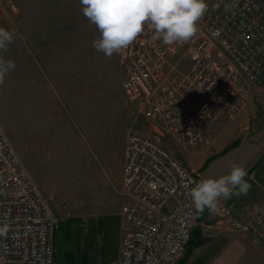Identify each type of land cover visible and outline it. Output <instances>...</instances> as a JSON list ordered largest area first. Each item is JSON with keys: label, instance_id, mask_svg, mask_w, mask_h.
Returning a JSON list of instances; mask_svg holds the SVG:
<instances>
[{"label": "built area", "instance_id": "obj_1", "mask_svg": "<svg viewBox=\"0 0 264 264\" xmlns=\"http://www.w3.org/2000/svg\"><path fill=\"white\" fill-rule=\"evenodd\" d=\"M199 33L167 46L145 33L118 55L122 90L156 136L128 130L119 192L126 198L117 257L101 264H178L197 213L190 187L200 179L158 137L196 150L207 124L242 111L264 83V0H207ZM187 65L186 70H180ZM171 203V204H170ZM0 264H53L58 219L0 128ZM215 223L264 245V205H221Z\"/></svg>", "mask_w": 264, "mask_h": 264}, {"label": "rangeland", "instance_id": "obj_2", "mask_svg": "<svg viewBox=\"0 0 264 264\" xmlns=\"http://www.w3.org/2000/svg\"><path fill=\"white\" fill-rule=\"evenodd\" d=\"M0 27L27 37H17L3 53L15 69L0 85V128L58 219L53 264L111 261L126 203L113 166L124 165L128 130L150 133L148 121L125 99L118 55L95 50L100 33L80 0H0ZM263 86L252 85L250 92ZM205 138L214 145L215 137ZM171 143L166 147L177 157L178 150L188 153ZM239 154L249 156L247 150ZM234 164L219 163L206 177L229 174ZM247 181L254 191V181ZM261 203L228 199L220 206L245 211ZM198 218L215 220L216 214L205 209Z\"/></svg>", "mask_w": 264, "mask_h": 264}, {"label": "clouds", "instance_id": "obj_3", "mask_svg": "<svg viewBox=\"0 0 264 264\" xmlns=\"http://www.w3.org/2000/svg\"><path fill=\"white\" fill-rule=\"evenodd\" d=\"M80 4L85 18L100 33L93 47L109 58L128 48L146 30L167 46L187 43L199 33V22L208 11L207 0H80ZM17 37L27 39L14 29L0 27V85L15 69V62L5 59L3 53ZM247 175L245 167L234 164L229 174L200 180L188 193L195 209L216 214L221 199L247 195L251 188ZM8 230V223H0V237Z\"/></svg>", "mask_w": 264, "mask_h": 264}, {"label": "crops", "instance_id": "obj_4", "mask_svg": "<svg viewBox=\"0 0 264 264\" xmlns=\"http://www.w3.org/2000/svg\"><path fill=\"white\" fill-rule=\"evenodd\" d=\"M246 132L248 137L244 136ZM202 133L210 139L215 137L212 141L214 145L205 144L196 150L181 145L189 154L176 150L179 156L177 158L200 180L209 177L210 168L234 160L235 164L245 167L248 173L245 180L254 181L251 182L254 191L250 189L249 195L232 196L229 201L264 202V86L252 88L247 105L236 116L224 117L216 124H207L202 128ZM149 134L156 136L151 129ZM158 138L164 147L168 141L177 142L171 135ZM235 140L238 143L234 147L222 152ZM216 143L218 147L213 157ZM244 149L247 150L248 157H240L239 153L245 152ZM195 152L197 153L191 155ZM231 153H236L238 157H228ZM122 160L124 161V157H121ZM109 165H112L110 161ZM122 165L119 168L112 165L116 172L114 182L116 186L120 185L119 188L122 182ZM198 216L199 211L198 224L193 230L197 234L193 233V239L203 240L193 246L178 264H264V245L254 244L246 233L223 231L217 227L215 220L200 219Z\"/></svg>", "mask_w": 264, "mask_h": 264}, {"label": "trees", "instance_id": "obj_5", "mask_svg": "<svg viewBox=\"0 0 264 264\" xmlns=\"http://www.w3.org/2000/svg\"><path fill=\"white\" fill-rule=\"evenodd\" d=\"M237 143H238V141L235 140L230 145L225 147L222 152H226L227 150H229L232 147H234ZM193 233L197 234V232H192V235H191V237H190V239L188 241V248H187V252L186 253H188L193 246L199 244L203 240V239H200V238L199 239H195V238L193 239Z\"/></svg>", "mask_w": 264, "mask_h": 264}]
</instances>
